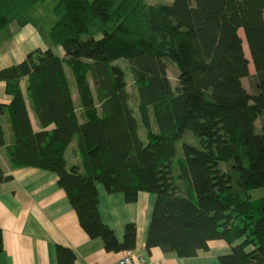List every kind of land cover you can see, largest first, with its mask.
I'll list each match as a JSON object with an SVG mask.
<instances>
[{"label":"trees","instance_id":"1","mask_svg":"<svg viewBox=\"0 0 264 264\" xmlns=\"http://www.w3.org/2000/svg\"><path fill=\"white\" fill-rule=\"evenodd\" d=\"M45 1L0 0V29ZM52 13L48 36L63 55L35 49L0 69L10 96L0 103L12 132L10 168L54 172L81 228L105 251L133 250L136 226L127 223L116 239L100 218L96 182L128 203L140 192L155 197L148 252L191 258L220 240L230 250L219 264H264V195L247 193L264 185V124L255 130L264 119V0H57ZM118 58L128 61L129 83ZM250 61L254 93L242 82ZM168 62L177 68L175 88ZM186 130L199 147L183 143L174 171ZM72 141L78 163L67 168ZM10 179L0 166V184Z\"/></svg>","mask_w":264,"mask_h":264},{"label":"crops","instance_id":"2","mask_svg":"<svg viewBox=\"0 0 264 264\" xmlns=\"http://www.w3.org/2000/svg\"><path fill=\"white\" fill-rule=\"evenodd\" d=\"M38 5L0 29V69L22 61L30 51L51 46L44 43L40 47V28L49 32L50 26L44 24L47 16L37 23L32 19L33 14L37 17L35 9ZM51 22L54 23V18ZM54 47H51L52 51L62 56V49ZM66 75L70 84L67 71ZM20 85L25 91V80ZM9 100L4 83L0 81V103L7 104ZM29 116L32 127L37 130L30 109ZM0 119L4 138V145L0 147V166L4 174L11 176L10 180L0 184V229L3 236L0 264H70V254L75 264H116L123 251H105L101 239L88 237L54 172L32 167L10 168L6 147L12 142V132L5 115ZM69 147L64 154L67 168L78 163L76 156L71 162L70 157L66 159ZM95 188L100 218L113 230L118 241H122L125 225L129 222L135 224L133 250L146 264H219L218 256L230 250L225 242L216 240L209 243L208 250H199L191 258H177L156 248L148 252L145 239L155 197L140 192L135 202L128 203L122 193H108L99 182L95 183Z\"/></svg>","mask_w":264,"mask_h":264},{"label":"rangeland","instance_id":"3","mask_svg":"<svg viewBox=\"0 0 264 264\" xmlns=\"http://www.w3.org/2000/svg\"><path fill=\"white\" fill-rule=\"evenodd\" d=\"M56 1L57 0H46L45 2L40 3L38 5V7L35 9L37 17L35 16V14H33L31 16L32 19L37 23L38 21H43L44 17L47 16V17H45L44 24H45V26L49 25L51 27L52 22L50 23V20H52V18H54V21H55V17L52 13V7L56 3ZM144 1L148 2V3H167V2H170L171 0H144ZM37 11L39 12L40 15H38ZM27 18H28V21L30 23H32L31 19L29 18L28 15H27ZM40 32L42 34V36L39 39L40 45H41L40 47H43L44 43H47V44H51L49 49L52 50V48L54 47V44L50 41L49 36H48V32H46V28H40ZM92 34L95 37H98L99 31H96V32L93 31ZM239 34L242 35V31H239ZM243 47H244V51H245L246 56L249 57V53H248V50H247V47H246V44L244 43V41H243ZM54 48H56V47H54ZM43 49H47V47L43 48ZM114 63L119 64L123 67L126 82L129 83L130 82V73H129L128 68H127L128 61L125 58H118L117 60L114 61ZM167 65H168L167 74H168V77L170 79V83H171L172 87L175 88V86L178 85L177 80H176L177 68H176L175 64L172 62H168ZM65 70L67 71L68 75L70 76V90H71V93L73 95L74 102L78 103L77 91H76V87H75V83H74V77L71 73V70L68 67L65 66ZM253 74H254V69H253L252 63L250 61V63H249V75H248V77L244 78L242 81L244 87L247 89V91L249 93L255 92V88H254V84H253V79H254ZM175 84H177V85H175ZM128 89H130V88H128ZM134 114L137 116L136 110H134ZM263 124H264V119H262V118L256 119V121H255L256 132H260L262 130ZM138 133H139V137L143 140V142H145L146 140H145L144 130H143V127L140 123L138 124ZM183 143H187V144H190L192 146L199 147L198 138L196 136H194L190 131L186 130L182 134L181 138L176 141V155L174 158V171H178L177 160L183 158V152H182V144ZM73 146H74V141H72V143L70 144V147L66 153V159H69V157H70V162H71L72 158H74V156H75L72 152ZM220 166L222 168H224L226 166V163L221 162ZM247 193L251 197L262 196V195H264V185L261 187H258V188L250 189V190H248Z\"/></svg>","mask_w":264,"mask_h":264},{"label":"built area","instance_id":"4","mask_svg":"<svg viewBox=\"0 0 264 264\" xmlns=\"http://www.w3.org/2000/svg\"><path fill=\"white\" fill-rule=\"evenodd\" d=\"M116 264H146V262L134 250H124Z\"/></svg>","mask_w":264,"mask_h":264}]
</instances>
